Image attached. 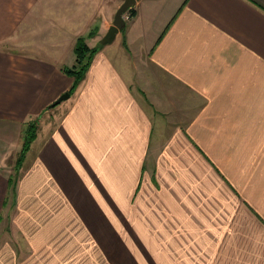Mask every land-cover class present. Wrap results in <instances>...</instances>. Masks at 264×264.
<instances>
[{
	"label": "crops",
	"instance_id": "1",
	"mask_svg": "<svg viewBox=\"0 0 264 264\" xmlns=\"http://www.w3.org/2000/svg\"><path fill=\"white\" fill-rule=\"evenodd\" d=\"M123 1L0 0V264L16 263L13 211L109 259L121 232L139 264H264V0H135L124 44L48 108L71 86L76 39L98 47Z\"/></svg>",
	"mask_w": 264,
	"mask_h": 264
},
{
	"label": "rangeland",
	"instance_id": "2",
	"mask_svg": "<svg viewBox=\"0 0 264 264\" xmlns=\"http://www.w3.org/2000/svg\"><path fill=\"white\" fill-rule=\"evenodd\" d=\"M122 37L125 36H117L114 39L113 45L115 47H117L119 43L124 44L123 41L125 39ZM100 45L102 44L100 43ZM29 52L32 53V51ZM41 56L49 58L45 54H41ZM58 106L59 104L50 109H56ZM48 119L47 114H42L30 121H37L38 133L39 130H41L42 125L48 122ZM17 156L13 158L12 165H14ZM15 174L16 173L12 169L11 175L17 177V174ZM7 206H10V202ZM15 221L16 219H14L13 211V252L16 256L15 264H139V262H137L138 249H129L127 247L124 249V247H122L124 244L121 240V232H115L113 249L114 256L109 259L106 247L102 245V247H98L96 245L94 247H88V243L81 238L83 234L81 235L79 232H72L70 231L71 228H67L65 232L61 233V237L59 239H54V237L45 239L41 233L28 232L25 228V224L18 223L17 225ZM1 227H3L4 233L2 234L3 236L1 237V241H8L11 239L9 236L10 231L8 216L3 217L2 224H0V228ZM125 250L126 253L124 257L122 253L125 252Z\"/></svg>",
	"mask_w": 264,
	"mask_h": 264
},
{
	"label": "trees",
	"instance_id": "3",
	"mask_svg": "<svg viewBox=\"0 0 264 264\" xmlns=\"http://www.w3.org/2000/svg\"><path fill=\"white\" fill-rule=\"evenodd\" d=\"M133 8L129 9L127 12H132ZM93 33H89L87 37L92 36ZM85 37H78L75 41L73 52H74V63L70 67H63L61 68V71L71 78L72 83L67 91L70 95H72L77 87L80 85V83L85 78V74L94 58V56L97 54V52L100 50L102 45H99L98 47H89L86 43ZM25 129L22 132V144L20 151L18 152V156L16 158V161L14 162V165L12 166V169L17 174V177H14L13 175H10L9 181H8V193L7 198L5 199L4 206L10 204L14 206L15 201V191H16V185L17 181L19 179V173L21 170L22 163L25 159V155L27 154L32 142L37 136V130H38V124L37 121H28L25 125ZM15 174V175H16Z\"/></svg>",
	"mask_w": 264,
	"mask_h": 264
},
{
	"label": "water",
	"instance_id": "4",
	"mask_svg": "<svg viewBox=\"0 0 264 264\" xmlns=\"http://www.w3.org/2000/svg\"><path fill=\"white\" fill-rule=\"evenodd\" d=\"M134 5H135V0L123 1V3L119 6V8L115 12L112 25L108 28L107 32L100 41L102 45H108L114 41L118 32L121 29H123L125 26V21L123 18L124 14L127 12L128 9L132 8ZM69 97L70 94L68 92L63 93L53 103H51L48 108H53L54 106L67 100Z\"/></svg>",
	"mask_w": 264,
	"mask_h": 264
},
{
	"label": "bare ground",
	"instance_id": "5",
	"mask_svg": "<svg viewBox=\"0 0 264 264\" xmlns=\"http://www.w3.org/2000/svg\"><path fill=\"white\" fill-rule=\"evenodd\" d=\"M128 10H129V9H128ZM128 10H127V11H128Z\"/></svg>",
	"mask_w": 264,
	"mask_h": 264
}]
</instances>
